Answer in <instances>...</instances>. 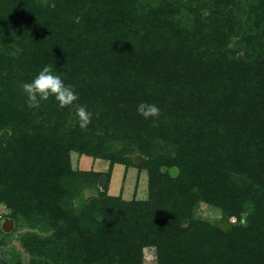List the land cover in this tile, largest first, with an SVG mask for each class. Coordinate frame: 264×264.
<instances>
[{"label":"trees","instance_id":"1","mask_svg":"<svg viewBox=\"0 0 264 264\" xmlns=\"http://www.w3.org/2000/svg\"><path fill=\"white\" fill-rule=\"evenodd\" d=\"M196 1L0 0V132L11 134L0 137V202L45 230L22 242L25 264H143L147 247L156 264H264V0H250L244 22L238 0ZM181 6L199 26L193 33L174 21ZM46 65L73 87L71 106L50 97L27 107L14 79L29 83ZM140 103L156 105L159 117L143 118ZM81 105L93 128L137 153L93 146L69 112ZM179 122L189 132L177 135L176 156H156L164 124L178 131ZM72 151L110 165L141 156L154 202L99 193L75 207L101 174L72 171ZM201 203L238 224L223 233L191 220Z\"/></svg>","mask_w":264,"mask_h":264},{"label":"rangeland","instance_id":"2","mask_svg":"<svg viewBox=\"0 0 264 264\" xmlns=\"http://www.w3.org/2000/svg\"><path fill=\"white\" fill-rule=\"evenodd\" d=\"M41 1L42 6L45 5H52L55 0H38ZM209 2L211 3L212 0H197V4L201 2ZM240 2L239 5V12L242 14L241 20L244 22L247 18L245 11L250 6V0H238ZM196 6V4H195ZM187 8L181 6L176 14L175 22L176 24H185L186 29L193 33L194 29L199 26L193 25L192 22V15L187 13ZM233 12V11H232ZM202 15L206 14V10L201 11ZM235 13L229 16L233 22H236L238 16H234ZM228 33V31L225 29ZM204 33V32H203ZM236 38L229 36L227 41L228 49L232 48L235 44ZM16 84L18 87L22 88V81L19 79H14L13 84ZM12 86V85H10ZM77 106H72L69 109V112L76 113ZM48 118V114L44 113V119ZM77 121V120H76ZM2 120H0V123ZM68 123V122H67ZM78 123V122H77ZM66 124V123H65ZM75 124V122H74ZM173 124V123H172ZM188 124V125H187ZM167 127H171L169 131H162L163 135L166 139L159 137V143L153 146L154 151L156 152V156L162 157H171L174 158L176 156L177 147L174 146V141H176L177 135L181 132H184L186 129L189 132V123L186 122V127L183 122H179L178 131H175L176 126L169 124ZM79 128V125H77ZM90 124L86 128L88 131L85 137L90 140L91 144L97 145V142H100L102 145L106 146L110 143V146L115 149H121L120 151H130L126 155L130 156L131 151L132 153L136 154L137 149L134 147L133 143H130L126 139H122L119 136H111L106 135L104 132H99L97 128H93ZM92 129V132H89ZM89 133V135H88ZM166 134V135H165ZM11 134L7 139L10 138ZM111 138V139H110ZM69 162L70 168L72 171H76L81 173V175H90L91 173H98L101 174L106 179V183L103 186H84L81 192L80 198L76 199L74 206H78L80 201L89 202L91 199L97 197L99 193H103L105 195L118 198L120 202L130 203L134 200L136 201H146L152 204L154 199L149 194L148 189V171L144 168H139L134 165L125 166L121 164H113L110 165L107 160L97 159L85 156L83 154H79L77 152H70L69 153ZM142 162V160H141ZM140 162V163H141ZM139 163V164H140ZM138 164V165H139ZM160 171L164 172L165 167L161 166L159 168ZM82 176V177H83ZM5 191V189H2ZM171 202L170 200L163 206L161 211L165 213V216L169 214ZM10 216L17 217L18 225L16 226V222H14V229L11 233L6 234L7 237L0 236V240L3 242L0 246V259H3L5 264H15L16 261H21V263L25 264L27 262V255L22 249V242L24 240H28V237L32 234L43 235L45 233L44 227L41 224H36V228L31 229L28 227L27 219H25L19 213L17 214L15 206L8 207L0 202V221L2 222L5 218L11 219ZM155 217H158L157 215ZM191 220H199L208 223V225L215 226L220 224L223 216L222 213L216 209L204 204H198L194 209L191 210L189 215ZM0 222V223H1ZM238 224V220L235 216L229 217V229L232 226ZM179 225L181 227H185L187 225L186 221H180ZM4 234V233H3ZM142 260L143 264H156L155 260V248L154 247H147L144 248L142 251Z\"/></svg>","mask_w":264,"mask_h":264},{"label":"clouds","instance_id":"3","mask_svg":"<svg viewBox=\"0 0 264 264\" xmlns=\"http://www.w3.org/2000/svg\"><path fill=\"white\" fill-rule=\"evenodd\" d=\"M22 91L27 98V107L39 108L42 101H47L54 97L59 108L63 109L71 106L78 100L71 85H65L59 75L52 74L50 66H44L43 69L29 83L22 84ZM137 112L143 118H158L160 109L154 104L140 103ZM80 129L88 127L92 120V113L87 111L86 107L81 105L75 113Z\"/></svg>","mask_w":264,"mask_h":264},{"label":"water","instance_id":"4","mask_svg":"<svg viewBox=\"0 0 264 264\" xmlns=\"http://www.w3.org/2000/svg\"><path fill=\"white\" fill-rule=\"evenodd\" d=\"M10 135V132L8 130H3L0 132V137L2 139H7ZM142 160V157L139 155H136L133 158V163L135 165H138ZM170 178L174 179L177 177L178 175V170L175 167H172L169 172H168ZM106 183V179L103 176H100L97 180V184L98 186H103ZM97 221H100V218L98 217V215L96 216ZM0 229L4 234H9L13 231L14 229V222L10 219H4L1 223H0ZM229 229V219L225 218L223 219V221L220 223L219 225V230L223 233H226Z\"/></svg>","mask_w":264,"mask_h":264}]
</instances>
